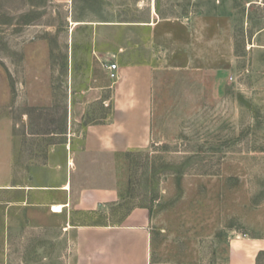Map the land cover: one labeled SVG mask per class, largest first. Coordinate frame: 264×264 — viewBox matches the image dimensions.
Wrapping results in <instances>:
<instances>
[{"label": "rangeland", "instance_id": "rangeland-1", "mask_svg": "<svg viewBox=\"0 0 264 264\" xmlns=\"http://www.w3.org/2000/svg\"><path fill=\"white\" fill-rule=\"evenodd\" d=\"M152 11L186 24L176 36L190 65L173 68L176 47L159 34L150 145L86 157L84 129L110 114L80 104L96 52L145 45L132 25ZM9 138L17 183L64 184L72 158L75 189H116L122 203L77 204L76 222L148 216L154 264L221 263L231 237L264 234V0H0V179ZM4 214L0 264L64 263L61 241L36 238L27 221L42 214L16 209L25 222L11 240Z\"/></svg>", "mask_w": 264, "mask_h": 264}, {"label": "crops", "instance_id": "crops-1", "mask_svg": "<svg viewBox=\"0 0 264 264\" xmlns=\"http://www.w3.org/2000/svg\"><path fill=\"white\" fill-rule=\"evenodd\" d=\"M132 26H135L134 31L147 34L145 45L137 37L130 39V42H117L113 51L96 52L99 71L93 76L89 73L95 87L82 93L80 104L83 110L100 105L110 114L84 129L82 144L86 157L119 155L143 150L150 145L158 71L154 48L159 43V34L162 36L160 43L172 41L176 47L170 59L177 64L173 68L185 70L190 65L191 57L186 55L187 44L176 36L179 28L187 30L185 23L156 20L152 11L148 20L133 23ZM110 58L112 61H105ZM110 63L118 65L119 77L116 81L109 77L105 68ZM226 65V68H219L218 71L229 70L228 61ZM7 143V159L0 179V194L3 197L0 205L4 206L5 212L4 239L11 240L21 234L16 231V226L25 220L14 214L16 209L19 212H39L43 218L36 220L30 217L27 221L37 231L36 238L61 241L63 264H154L157 255L148 216L140 219L132 213L125 219L110 216L103 224L76 222L74 208L77 204L83 210H89L90 203H122L113 186L104 190L82 185L79 190L75 189L72 158L64 169L70 177L64 184L17 183L14 180L10 138ZM55 206H62L63 212L55 213L52 210ZM52 224L56 225L55 231H50ZM222 252L223 258L219 264H264V234L251 238L231 237Z\"/></svg>", "mask_w": 264, "mask_h": 264}, {"label": "built area", "instance_id": "built-area-1", "mask_svg": "<svg viewBox=\"0 0 264 264\" xmlns=\"http://www.w3.org/2000/svg\"><path fill=\"white\" fill-rule=\"evenodd\" d=\"M105 68L109 72V77L113 81H116L118 79V77H119V75H118V65L116 63H110L108 65H105ZM52 210L54 211V207L52 208Z\"/></svg>", "mask_w": 264, "mask_h": 264}, {"label": "bare ground", "instance_id": "bare-ground-1", "mask_svg": "<svg viewBox=\"0 0 264 264\" xmlns=\"http://www.w3.org/2000/svg\"><path fill=\"white\" fill-rule=\"evenodd\" d=\"M54 211H55V213H62L63 212V207L61 206V207H54Z\"/></svg>", "mask_w": 264, "mask_h": 264}]
</instances>
